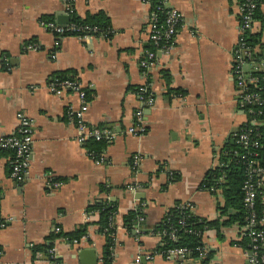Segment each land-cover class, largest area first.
<instances>
[{"label": "crops", "instance_id": "crops-1", "mask_svg": "<svg viewBox=\"0 0 264 264\" xmlns=\"http://www.w3.org/2000/svg\"><path fill=\"white\" fill-rule=\"evenodd\" d=\"M167 1L180 25L172 47L157 50L145 73L138 63L152 49L149 8L139 0H75V17L103 12L108 18L105 35L91 40L59 38L44 27V21L67 16L62 0H0V136L16 129L19 113L35 131L20 181L10 177V152L0 150V216L7 220L0 229V264H87L90 258L78 255L82 249L94 250V264H201L156 254L160 237L154 228L177 202L190 204L198 217H220L222 197L200 185L246 120L231 78L239 0ZM259 10L264 16V3ZM253 32H262L264 42L259 22ZM66 71L75 73L72 79L86 94L87 125L118 131L98 153L77 141L68 119L79 108L78 97L49 89L54 75ZM144 84L154 103L144 110L145 133L131 135L126 130L138 106L134 92ZM260 189L264 213V177ZM99 199L116 207L110 262L103 259L99 214L91 210ZM138 207L143 216L128 230L123 216ZM81 229L77 243L64 236ZM241 238L236 223L219 235L204 231L202 243L211 253L206 264H248L236 244Z\"/></svg>", "mask_w": 264, "mask_h": 264}, {"label": "built area", "instance_id": "built-area-1", "mask_svg": "<svg viewBox=\"0 0 264 264\" xmlns=\"http://www.w3.org/2000/svg\"><path fill=\"white\" fill-rule=\"evenodd\" d=\"M75 0H62L65 6L66 15L73 18L74 9L73 3ZM141 3L149 8L148 12V27H149V40L151 42L152 49L146 50L143 57L140 59L138 66L143 72H147L155 65V52L157 50L167 52L173 45L177 29L180 25V14L168 7L167 0H159L158 6H152L149 0H139ZM256 1V2H255ZM257 2L259 5L264 3V0H244L239 3V37L233 48L231 57V78L234 80L238 87V109L243 114L252 112V109H245L246 106L254 105L261 106L264 96V53L260 56L255 54L258 52V47H251L244 41V34L246 32H253L258 21L252 18V9L255 8ZM165 9L163 24L158 23L159 10ZM64 26L56 23L53 20L44 21V27L49 30L56 37L74 36L79 40H91L96 36H103L108 31H102L96 27H90L87 25H78L72 21ZM57 44V42L55 43ZM28 49H36L33 44L27 46ZM264 52V50H263ZM52 57H55L53 54ZM257 74H260L259 77ZM251 85L252 88L248 89L247 86ZM49 89L51 92L61 94L63 91H70L74 93L79 100V108L75 111L68 112V119L70 123H73L78 132L77 141L80 143H86L88 141H113L118 131L113 129H107L105 127H90L87 125L84 115L88 107V102L85 92L82 90L78 81L73 79L59 80L53 78L49 83ZM150 85L144 84L135 89V96L137 99V109L134 113V122L126 130L131 135H141L145 133L147 127L145 124L144 110L152 107L154 99L149 91ZM17 127L8 135L0 136V150H11L10 160V177L13 180L20 181L26 174L30 166V151L34 138V123L31 119L27 118L23 114H17ZM255 125H257L255 123ZM243 147H246L249 142L248 134L241 133L238 135L237 140ZM94 156L93 153H90ZM247 178L243 182V204L248 211V216L245 219V223L239 226L240 235L250 236V250L245 252L248 264H264V213L257 220L255 213L252 210L255 197L258 189L261 188V180L264 177V166H257L256 161H249L247 166ZM256 177V179H252ZM192 210V208H190ZM7 220L0 216V229L5 227ZM183 224V221H180ZM260 226L259 230H252L254 226ZM138 229H135L137 232ZM55 233H59V228L54 229ZM169 237L172 240L176 239L173 233H169ZM73 244L77 241H72ZM199 255L197 259L204 258V254L208 251L203 245L197 248ZM51 259H55V253L51 249ZM189 250L186 248H175L168 251V258H180L188 257ZM1 255V250H0ZM53 264H59V262L53 261Z\"/></svg>", "mask_w": 264, "mask_h": 264}, {"label": "trees", "instance_id": "trees-1", "mask_svg": "<svg viewBox=\"0 0 264 264\" xmlns=\"http://www.w3.org/2000/svg\"><path fill=\"white\" fill-rule=\"evenodd\" d=\"M152 6H158L159 0H149ZM244 0H239V3ZM256 2V1H255ZM257 2L255 8L252 9V18L258 21L261 25V29L264 30V16L260 13L259 5ZM165 9L159 10L158 23L161 25L164 22ZM72 22L78 25H87L90 27H96L102 31L110 28L108 18L103 12L96 13L94 15H88L84 19L73 17ZM244 41L251 47H258V52L255 54L257 57L263 54L264 42L262 40V32H246L244 34ZM264 74V72H261ZM74 72L66 71L57 73L54 78L59 80L72 79ZM259 77L260 74H257ZM166 81H168L167 74L164 75ZM251 89L252 86H247ZM264 102V96H263ZM252 109V112L245 114L246 120L239 127V129L233 134L232 139L226 143L223 149L219 153L218 165L213 169L206 172L203 181L201 182V188L209 191L210 193H217L223 199V204L218 208L220 217L216 220H207L202 217H198L191 211L190 204H184L177 202L172 208L168 209L158 224L154 228V232L160 237V244L155 251L156 254L161 255L164 258H168V251L175 248H186L189 250V259L198 260L199 251L197 248L203 245L202 234L207 230H215L219 235L220 229L224 226L236 223L239 226L245 223V219L248 216V211L243 204V182L247 178V169L249 161H256L257 166H264V103L261 106L249 105L245 109ZM255 123L257 125H255ZM247 133L249 136V144L243 147L237 140L238 135L241 133ZM104 142H86V147L89 151L100 152L104 146ZM3 151V150H2ZM9 151L12 155L11 150ZM175 178V176H173ZM252 179H256L253 177ZM92 212L99 214L98 225L100 231L105 235V246L103 249V259L105 262H110V249L113 246L114 233L113 227L110 225L116 207L115 203L109 202L105 199L97 200L91 206ZM252 210L255 213V217L258 220L262 214V190L258 189L257 195L254 200ZM143 216V211L140 207L129 211L123 216V224L126 229L131 230L132 225L137 219ZM183 224H180V221ZM260 226H254L252 230H259ZM169 233H173L176 236L175 240L170 239ZM83 229L77 230L74 233L65 234L68 240L78 241L83 235ZM237 246L243 248L248 253L250 250V236L244 235L241 240L236 243ZM41 250V248H35L34 252ZM211 257V253L207 251L204 254V258L199 259L201 264H206ZM57 261V260H56Z\"/></svg>", "mask_w": 264, "mask_h": 264}, {"label": "water", "instance_id": "water-1", "mask_svg": "<svg viewBox=\"0 0 264 264\" xmlns=\"http://www.w3.org/2000/svg\"><path fill=\"white\" fill-rule=\"evenodd\" d=\"M70 18L68 16H59L57 18V21L59 24H61L62 26H64L65 24H67L69 22ZM138 231H141V229H139ZM79 257L85 259V258H90L89 263L87 264H94L95 261V252L93 249H82L81 251H79Z\"/></svg>", "mask_w": 264, "mask_h": 264}]
</instances>
